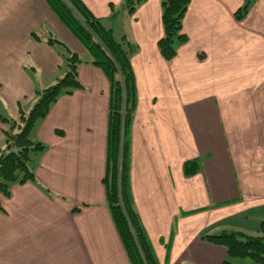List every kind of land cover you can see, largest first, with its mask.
<instances>
[{"label": "crops", "instance_id": "0c3cea01", "mask_svg": "<svg viewBox=\"0 0 264 264\" xmlns=\"http://www.w3.org/2000/svg\"><path fill=\"white\" fill-rule=\"evenodd\" d=\"M82 1L138 48L131 193L159 263L224 264L226 249L203 237L233 232L235 219L256 230L264 222V0L243 17L245 0H192L188 40L171 60L158 45L165 0L132 13L129 0ZM44 30L90 60L46 0H0L1 149L11 130L3 119L28 115L64 72V47L33 37ZM78 79L83 88L61 96L32 132L46 146L35 179L1 199L0 264H131L104 184L111 83L90 63ZM189 161L199 164L192 176Z\"/></svg>", "mask_w": 264, "mask_h": 264}, {"label": "trees", "instance_id": "16d2710c", "mask_svg": "<svg viewBox=\"0 0 264 264\" xmlns=\"http://www.w3.org/2000/svg\"><path fill=\"white\" fill-rule=\"evenodd\" d=\"M46 1L59 20L88 51L90 60H83L50 33L48 36L33 35L49 45L64 47L65 74L54 85L38 93L37 103L28 115H21L20 121L3 119L11 125V130L5 132L8 147L0 148V208L2 197L10 196L13 184L35 179L33 162L46 150V146L35 141L32 132L61 96L73 94L83 88L78 79L79 67L83 63H90L101 68L111 83L107 173L104 178L108 206L131 264H160L134 208L131 193V128L137 103L131 57L138 48L125 37L117 39L113 31L106 28L82 0ZM145 1L129 0L128 11L132 13ZM191 1L165 0L162 3L164 36L158 45L167 60L173 59L178 47L188 40L183 32V23ZM254 1L245 0L244 7L237 13L238 17L247 14ZM198 169L197 161H189L185 165L188 176L196 174ZM261 232L263 235L247 236L222 231L203 238L226 249L229 259L224 264H232L234 259H251L264 264V222L261 223Z\"/></svg>", "mask_w": 264, "mask_h": 264}, {"label": "rangeland", "instance_id": "374dc122", "mask_svg": "<svg viewBox=\"0 0 264 264\" xmlns=\"http://www.w3.org/2000/svg\"><path fill=\"white\" fill-rule=\"evenodd\" d=\"M39 34H41V35L44 34L46 36L49 35L48 31H45V30L44 31H40ZM50 34L54 38H58V36H56L55 33L53 34V33L50 32ZM64 74H65V71L61 74V76L59 78H62L64 76ZM56 82H57V80L53 83V85ZM230 226H232L231 230H234L233 232L242 233V234H245L247 236H260V235H263L262 232H261V223L259 225V228L256 230L253 222H251V221L249 222L248 219H246V218L232 220V221H230Z\"/></svg>", "mask_w": 264, "mask_h": 264}]
</instances>
